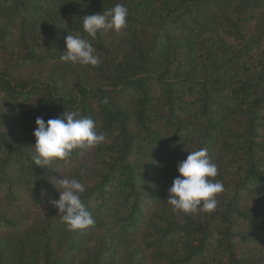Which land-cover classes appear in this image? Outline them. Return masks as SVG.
<instances>
[{
	"label": "trees",
	"instance_id": "16d2710c",
	"mask_svg": "<svg viewBox=\"0 0 264 264\" xmlns=\"http://www.w3.org/2000/svg\"><path fill=\"white\" fill-rule=\"evenodd\" d=\"M117 3L127 26L91 40L100 65L62 61L68 33L91 39L83 16ZM0 54V233L15 252L0 264H68L93 230L105 233L77 264H113L125 238L120 264H264V0H0ZM64 111L105 141L34 165L35 119ZM201 148L224 186L217 207L174 212L177 162ZM73 175L95 221L83 231L50 203Z\"/></svg>",
	"mask_w": 264,
	"mask_h": 264
},
{
	"label": "clouds",
	"instance_id": "9594fccd",
	"mask_svg": "<svg viewBox=\"0 0 264 264\" xmlns=\"http://www.w3.org/2000/svg\"><path fill=\"white\" fill-rule=\"evenodd\" d=\"M128 9L122 3L103 12L84 15L82 29L91 39L69 34L64 37L65 48L61 60L74 65L97 67L101 63L91 42L98 32L112 31L120 34L127 26ZM33 136V164L40 167L54 161L69 158L74 150L94 148L105 141L103 133L97 132L95 121L89 116H77L76 112H62L56 118L45 121L35 119ZM178 175L167 188V203L174 212L190 215L198 210L211 214L217 207V194L224 190L221 181L215 179L219 170L208 155L206 148L188 151L185 159L176 165ZM85 174L84 169L77 170ZM59 198L50 203L56 208L59 217L69 231H83L94 225L92 212L85 206L81 196L85 185L73 175L72 178L58 180Z\"/></svg>",
	"mask_w": 264,
	"mask_h": 264
},
{
	"label": "rangeland",
	"instance_id": "374dc122",
	"mask_svg": "<svg viewBox=\"0 0 264 264\" xmlns=\"http://www.w3.org/2000/svg\"><path fill=\"white\" fill-rule=\"evenodd\" d=\"M172 42L169 43V46H173V50L175 49L176 45L181 46V47H187L188 42L187 40H182V41H177L176 39H172ZM0 61H3V56L0 54ZM33 67H26L25 69H21L18 72V75H23L26 74L27 72L32 71ZM105 233V231H101V230H93V231H89L86 232L85 236H86V241L83 242L82 245H80L81 247H79V249H77L72 256L69 257V261L68 264H77L78 261L86 254L91 252L89 247L92 250H95L91 244H93L96 240H98L101 235H103ZM8 234L6 232L0 233V255H4L6 254L8 256V258L10 259L11 255H15L14 250L11 248V246L9 245V239H8ZM86 242L90 243V245L85 246L84 244H86ZM129 241H127V239L125 238L124 240H122L116 247V249L114 250V252L111 254L110 251L109 255H106L103 258V261L105 263H113V264H120L124 261V259L126 258L127 254L130 253V251L134 250L135 248H133V246H130L128 244ZM134 244V243H132ZM88 252H87V251ZM60 256L63 255V250L61 249L59 252ZM150 264V263H149Z\"/></svg>",
	"mask_w": 264,
	"mask_h": 264
}]
</instances>
